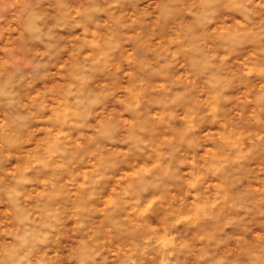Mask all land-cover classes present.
<instances>
[{
  "label": "clouds",
  "instance_id": "1",
  "mask_svg": "<svg viewBox=\"0 0 264 264\" xmlns=\"http://www.w3.org/2000/svg\"><path fill=\"white\" fill-rule=\"evenodd\" d=\"M0 264H264V0H0Z\"/></svg>",
  "mask_w": 264,
  "mask_h": 264
}]
</instances>
